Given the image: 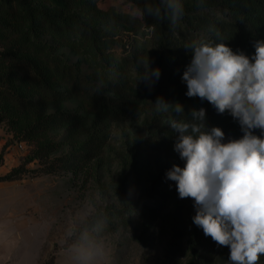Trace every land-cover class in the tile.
Segmentation results:
<instances>
[{
	"label": "trees",
	"instance_id": "obj_1",
	"mask_svg": "<svg viewBox=\"0 0 264 264\" xmlns=\"http://www.w3.org/2000/svg\"><path fill=\"white\" fill-rule=\"evenodd\" d=\"M104 1L0 0L2 119L31 113L41 103L78 101L79 111H58L24 128L25 137L34 139L47 131L66 127L69 138L79 148L60 157L58 167L77 170L92 165L104 153L111 138V123L124 121L133 114L142 115L148 138L141 151L148 165L138 169L137 175L141 176L152 168L155 159L173 150L176 134L166 123L170 118L191 119L194 107L207 109L209 127H222L229 138L242 135L230 115L217 114L206 100L185 95L187 88L181 77L191 60L185 45L196 40L226 42L233 50L252 55L254 42L264 40V0H183L185 15L174 28L166 18L158 20L141 14L147 2L157 0H126L128 7L137 13L115 7L104 9L101 6ZM143 29L149 31L150 38L141 43L138 35ZM62 48L87 60L95 73H86L79 62L60 54ZM145 62L153 69H161V77L151 90L141 80ZM158 98L169 103L182 102L183 116L172 111L156 112ZM256 134L261 133L256 130ZM82 135L86 137L83 141L80 140ZM20 141L27 142L26 139ZM57 149L56 145H50L45 156ZM176 157L183 167L185 162L178 153ZM2 159L3 154L0 164ZM33 159L42 160V156L34 153L27 161ZM171 167L169 165L154 179V184L162 188L155 198L160 205L178 196L175 182L166 180L165 185L160 182ZM20 175L21 166L0 181H13ZM122 202L123 209L108 210L94 218L87 228L95 229L97 222H101L103 231L99 236H102L134 225L138 219L154 221L159 217L157 210L140 203L123 198ZM181 207L198 235L200 228L192 223L193 204ZM199 239L203 245H213L211 237ZM229 254L228 248L218 256L217 264H228ZM189 264L197 263L193 258ZM260 264H264V256Z\"/></svg>",
	"mask_w": 264,
	"mask_h": 264
},
{
	"label": "rangeland",
	"instance_id": "obj_2",
	"mask_svg": "<svg viewBox=\"0 0 264 264\" xmlns=\"http://www.w3.org/2000/svg\"><path fill=\"white\" fill-rule=\"evenodd\" d=\"M101 6L137 13L126 0H105ZM148 38L149 31L141 30L139 42ZM59 53L79 62L86 73H95L87 60L68 48ZM79 106L76 100L41 103L31 113L0 117V147L3 151H21L20 177L0 184V264H76L73 249L97 237L88 224L108 210L123 209L122 198L157 210L159 217L154 221L138 219L134 225L100 236L106 246V264H189L193 258L197 264H217L218 256L228 247L201 243L199 238L206 236L202 229L195 234L181 207L193 201L177 196L160 205L155 200L162 188L154 184V179L169 165L180 164L176 152L166 151L147 173L137 175L139 168L148 165L141 151L148 138L144 116L133 114L111 123V138L104 153L83 169L58 167L60 157L79 148L69 138L66 127L34 139L25 137L24 128L39 118L58 111L76 112ZM85 138L82 135L80 140ZM21 139L27 141L25 151L17 147ZM50 145L58 149L45 156ZM34 153L42 160L27 161ZM47 169L55 171L47 173ZM160 182L167 184L165 177Z\"/></svg>",
	"mask_w": 264,
	"mask_h": 264
},
{
	"label": "clouds",
	"instance_id": "obj_3",
	"mask_svg": "<svg viewBox=\"0 0 264 264\" xmlns=\"http://www.w3.org/2000/svg\"><path fill=\"white\" fill-rule=\"evenodd\" d=\"M141 14L166 18L174 28L185 6L183 0H157L147 2ZM253 46L255 52L248 55L226 42L185 45L191 53L181 77L185 95L206 100L217 114L230 115L239 125V138L227 137L220 126L209 127L204 107H194L189 120L168 122L176 134L173 150L185 163L174 164L165 179L175 182L180 199L193 201L192 223L216 245L229 248L228 264H260L264 256V40ZM145 64L141 80L151 90L161 69ZM155 111L183 116L185 107L158 98ZM102 231L97 222V237L73 249L76 264H106Z\"/></svg>",
	"mask_w": 264,
	"mask_h": 264
},
{
	"label": "crops",
	"instance_id": "obj_4",
	"mask_svg": "<svg viewBox=\"0 0 264 264\" xmlns=\"http://www.w3.org/2000/svg\"><path fill=\"white\" fill-rule=\"evenodd\" d=\"M4 149L0 147V156L3 154V159L0 164V178L9 174L14 168L21 164V151L16 149ZM5 181H0V184Z\"/></svg>",
	"mask_w": 264,
	"mask_h": 264
},
{
	"label": "built area",
	"instance_id": "obj_5",
	"mask_svg": "<svg viewBox=\"0 0 264 264\" xmlns=\"http://www.w3.org/2000/svg\"><path fill=\"white\" fill-rule=\"evenodd\" d=\"M17 147L20 150L25 151L27 149L28 145H27V142L21 141V142L17 143Z\"/></svg>",
	"mask_w": 264,
	"mask_h": 264
}]
</instances>
